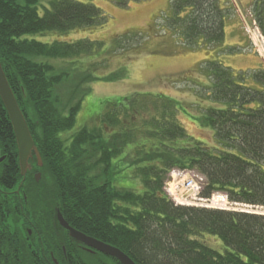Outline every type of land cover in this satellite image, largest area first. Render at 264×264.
Instances as JSON below:
<instances>
[{"label":"trees","instance_id":"16d2710c","mask_svg":"<svg viewBox=\"0 0 264 264\" xmlns=\"http://www.w3.org/2000/svg\"><path fill=\"white\" fill-rule=\"evenodd\" d=\"M113 1L125 7L139 0ZM36 4L0 0V64L41 159L39 167L33 156L31 165L44 181L35 182L29 173L34 185L27 194L29 227L37 238L36 249L32 251V243L23 246L15 234L12 264H20L19 250L21 257L28 252L32 264L42 244L44 264H53L50 251L59 255V264H82L74 255L76 242L55 219L56 210L71 227L118 248L136 264H264V215L177 206L163 191L170 172L189 171L204 179L201 198L222 193L232 204L264 208V69L254 75L259 84L255 88L220 62L203 63L200 70L209 86L199 85L205 87L203 100L209 105L203 107L201 100L194 104L202 113V125L213 133V146L184 129L179 114L195 118L179 100L149 92L105 100L95 126L72 133L64 146L59 133L73 128L85 94L57 91L70 76L49 61L77 59L98 46L87 40L44 43L28 37L92 29L107 17L90 2L49 0L42 14ZM229 5L228 0H171L162 27L122 37L136 34L142 41L152 37L151 31H163L175 33L185 49L218 48L233 17ZM251 13L264 38V0H253ZM120 70L90 77L116 81ZM1 144L14 145L0 100ZM120 155V162L140 177L142 194L113 184L111 161ZM108 259V264H119Z\"/></svg>","mask_w":264,"mask_h":264},{"label":"rangeland","instance_id":"374dc122","mask_svg":"<svg viewBox=\"0 0 264 264\" xmlns=\"http://www.w3.org/2000/svg\"><path fill=\"white\" fill-rule=\"evenodd\" d=\"M76 1L90 2L100 8L107 17V22L92 29L28 37L44 43L87 40L96 42L98 46L91 50L93 53L81 54V57L77 59L49 61L60 70L67 71L70 76V79L63 82L57 91L75 92L77 96L85 94L73 128L59 133L64 146L68 145L72 133L82 127L95 126L96 117L102 113L105 100L145 92L162 93L179 100L195 118L191 120L179 114L178 119L184 129L194 139L213 146V133L202 125V113L195 108L197 105L194 104L197 100H201L202 104L204 103L203 107L209 105L203 100L205 87L199 85L204 83L206 87L209 86V79L200 70L203 63L211 60L220 62L229 67L232 73L246 85L259 87L254 75L261 68L264 69V38L252 20L253 0H230L229 6L233 10V17L225 24V38L221 47L209 46L208 48L205 45H199L194 49L181 47L175 33L164 35V32L160 31L154 35L151 31L152 37L149 39L145 37L142 41L136 34L122 37L129 32L141 30L144 34L149 32V28L162 27L165 18L169 15L171 0H139L130 2L125 7H119L113 0ZM44 7H49V0H37L36 8L39 14L43 13ZM119 37L122 38L118 41ZM119 69L121 70L117 74L121 73V78L119 77L116 81L109 79L94 81L90 77L91 75L102 78ZM120 161L121 155L111 161L113 184L142 194L145 188L140 177L131 172L127 162ZM174 171L169 173L163 187L164 193L172 202H175L177 198L178 189L175 188L177 186L172 188L171 183H180L184 178L192 177L197 187L203 189L204 179L200 175L189 171L183 173ZM222 196L224 197L214 193L209 199L200 203L198 196L188 202L194 207L215 209L221 207L224 202ZM228 209L231 211L252 210L234 204H231ZM258 213L264 215V210L258 209Z\"/></svg>","mask_w":264,"mask_h":264},{"label":"flooded vegetation","instance_id":"af4514ba","mask_svg":"<svg viewBox=\"0 0 264 264\" xmlns=\"http://www.w3.org/2000/svg\"><path fill=\"white\" fill-rule=\"evenodd\" d=\"M10 128L13 135L14 145L12 144L9 147H6L3 144L0 145V251L2 254L0 257V264H12L13 254L10 248L11 242L14 239L15 234L19 235L18 238L24 243L23 246L28 247L32 242V251L36 249L37 238H35L33 232L30 230L29 227L30 214L29 205L27 202V194L30 192L31 188H34L33 184L30 185L31 183L28 179L30 175L29 173L31 172L35 182H39V184L40 182H44L42 181V173L39 171H35L34 167L31 165L33 162L32 158L28 159L30 169L25 172L24 176L21 175L18 151L11 124ZM12 146L14 147V150ZM14 151L15 154L13 155ZM32 156H34V154ZM34 158L36 157L34 156ZM14 171H16L18 175L16 176V179H14L13 177ZM38 175V180H36V177ZM5 177L6 181H4ZM38 189L42 193L44 192L42 187H38ZM2 245H5V250H3ZM75 247L76 250L74 255H77V257L80 258L82 264L109 263V256L102 254L101 252L93 248L87 247L79 243H75ZM40 248L41 249H39L38 253H34V258L36 257V259L32 262V264H35V262H37V264H44L45 247L42 244ZM49 253L51 262L53 264H59V255H57V257H54L51 251ZM20 255L23 256V251L21 250H19V257H17L19 263L29 264V261L27 259L28 252L26 254L24 253V257H21Z\"/></svg>","mask_w":264,"mask_h":264},{"label":"water","instance_id":"95a60500","mask_svg":"<svg viewBox=\"0 0 264 264\" xmlns=\"http://www.w3.org/2000/svg\"><path fill=\"white\" fill-rule=\"evenodd\" d=\"M0 100L5 108L7 117L13 129L17 151H18L21 175L24 176L25 172L28 169H30V165L28 164V159L32 158L33 154L36 157L37 164L39 167L41 166L42 163H41L39 153L36 147L34 146V142L30 135L29 129L27 127L25 118L7 82V79L2 70L1 64H0ZM38 177L39 175L36 177V180H38ZM250 208L257 209V210L247 211L248 213L262 214V213H258V209L260 208H256V207H250ZM55 219L57 223L59 224V226L62 229L67 231L68 237L74 240L76 243L93 248L101 252L102 254H105L115 259L119 264H136L128 255L123 253L118 248L113 247L104 242L98 241L92 237H89L83 234L82 232H79L73 227H71L64 220L62 214L58 210L56 211ZM62 249L65 252L64 247Z\"/></svg>","mask_w":264,"mask_h":264},{"label":"built area","instance_id":"2783aa9c","mask_svg":"<svg viewBox=\"0 0 264 264\" xmlns=\"http://www.w3.org/2000/svg\"><path fill=\"white\" fill-rule=\"evenodd\" d=\"M182 182H183V187H184V190H185V193H184L183 197L186 196L188 198V200H190V199L194 200V198H196L198 196L199 192H200V187L199 186H198L199 188L197 187V185L195 184L194 178H192V177L184 178V180ZM218 197H220V196H218ZM182 198H178L177 197L175 201L176 202H180V200ZM198 199H199L198 200L199 203H200V201H203L202 199L199 198V196H198ZM223 201L224 202H222V205H221V207H219V209L227 208L228 202H227L225 196L223 197Z\"/></svg>","mask_w":264,"mask_h":264},{"label":"bare ground","instance_id":"6f19581e","mask_svg":"<svg viewBox=\"0 0 264 264\" xmlns=\"http://www.w3.org/2000/svg\"><path fill=\"white\" fill-rule=\"evenodd\" d=\"M253 40L256 42V40H255V38H253ZM258 50L260 51V48H258ZM175 186H177V187H175ZM171 187L172 188H176V189H178V194H177V197L178 198H182L183 197V195H184V193H185V190H184V187H183V182L182 181H180V183H171ZM189 200H188V198L186 197V196H184L181 200H180V202H178L177 203V206H183V205H191L189 202H188ZM235 204V203H234ZM191 206H193L194 207V205H191ZM243 206V205H242ZM219 207V206H218ZM243 207H245V208H247V209H252V208H249V207H246V206H243ZM207 209H209L208 207H206ZM216 210H220L219 208H215ZM225 210H228V208L227 209H225Z\"/></svg>","mask_w":264,"mask_h":264}]
</instances>
